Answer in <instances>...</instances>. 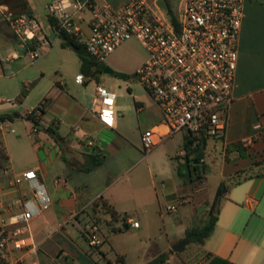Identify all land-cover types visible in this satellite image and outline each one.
Listing matches in <instances>:
<instances>
[{
  "label": "crops",
  "instance_id": "crops-1",
  "mask_svg": "<svg viewBox=\"0 0 264 264\" xmlns=\"http://www.w3.org/2000/svg\"><path fill=\"white\" fill-rule=\"evenodd\" d=\"M98 1L118 5L128 0L119 3ZM166 5V13H169L172 8L168 1ZM243 13L228 125L221 138L209 139L203 146L204 153L200 158L203 162L199 164L204 165V170L198 171L191 164L202 174L195 182L187 180L180 184L171 180L158 184L148 163L147 170L143 167L130 176L132 169L142 160L148 161L152 152L144 151L140 136L139 139L131 138L125 105L118 103L117 93L114 99L101 100L96 105L93 93L84 95L80 85H86L91 77L78 82L75 77L82 71L71 81L66 75L55 76L53 83L31 105L42 102L43 112L35 124L19 114L15 106L3 109L1 114L6 115L0 117V129L10 165L0 170V225L5 220H12L25 198L37 203L27 179L14 181L22 171L34 168L50 196L47 208L28 221L9 225L21 227V235L29 244L17 248L9 243L1 252L6 264H33L34 260L37 264L120 263L117 256H121L126 264H141L158 258L161 253L166 255L157 264H264V175H253L228 189L222 198L216 224L204 243L188 239L187 243L192 245L185 243L172 249L175 242L187 239V226L182 225L178 237L171 238L167 233L166 243L149 245L132 262L126 261L125 249L115 243L109 216L93 208L94 199L105 198L118 212L127 214L128 227L134 226L132 221L136 220L131 211L146 218L153 213L161 214L168 198L172 199L168 203L177 204L175 212L180 213V218L196 212L208 215L215 194L211 199L201 194L206 150L215 149L217 143L223 150L226 142L236 139L257 148L256 141L264 140V41L257 31L259 21L264 23V8L245 0ZM12 39L23 48L19 39ZM15 55H18L17 50H13L9 58ZM132 96L135 109L147 118L145 129L167 130L162 110L147 91ZM19 117L27 120L23 118L21 127L15 129L13 122ZM256 122H260L259 128L254 127ZM177 132H166L155 145L174 143L176 152L177 146L185 141L184 132L180 135ZM245 139L250 141L245 142ZM97 157L101 160L94 163ZM224 170L225 165L219 183L225 180ZM90 222L98 226L101 239L95 245L88 243L83 232L85 224ZM114 225L121 226L122 221L118 220ZM140 226L138 222L134 227Z\"/></svg>",
  "mask_w": 264,
  "mask_h": 264
},
{
  "label": "built area",
  "instance_id": "built-area-1",
  "mask_svg": "<svg viewBox=\"0 0 264 264\" xmlns=\"http://www.w3.org/2000/svg\"><path fill=\"white\" fill-rule=\"evenodd\" d=\"M244 1L184 0L180 15L176 16L162 15L153 7L152 0H128L118 5L98 0H50L46 4V16L55 18L59 29L79 39L86 29L83 43L99 62H104L107 55L128 38L135 37L141 42L147 57L136 67L135 74L162 110L163 123L167 126V130L145 129L140 135L142 147L146 152L166 132L180 130L184 132L185 141L177 154L185 157L195 155L204 140L221 138L225 133L233 100ZM0 7L11 30L34 61L39 51L29 47V42L33 39L47 42L50 28L43 29L36 13H15L4 3H0ZM86 78L90 76L83 72L75 77L78 82ZM115 97L114 90L98 82L95 84L94 105L99 98ZM39 114L41 109L37 105L24 112L27 116ZM260 126V122L254 124L255 128ZM22 179H27L34 189L37 203L25 198L12 220L1 223L0 264H6L1 252L9 243L17 248L29 244L21 235V227L9 225L28 221L50 204V196L34 168L22 171L14 181ZM176 210V203L164 206L165 212ZM132 225L137 226L138 221L133 220ZM83 232L90 245L101 241L95 223H86ZM33 264H37V260Z\"/></svg>",
  "mask_w": 264,
  "mask_h": 264
},
{
  "label": "rangeland",
  "instance_id": "rangeland-1",
  "mask_svg": "<svg viewBox=\"0 0 264 264\" xmlns=\"http://www.w3.org/2000/svg\"><path fill=\"white\" fill-rule=\"evenodd\" d=\"M49 1L28 0L32 12L36 13L44 30L50 28L46 16V4ZM109 1L119 3L127 0ZM152 1L153 7L162 15H166L167 1L172 8L173 14L176 16L180 15L184 4V0ZM250 1L264 8V0H247V2ZM258 27L259 37H261V41H264V23L259 21ZM84 31L85 33L80 36L81 41H85L87 35L86 29ZM14 37L18 39L8 25L3 9L0 7V115H2L1 113L4 111V108L10 109L11 106H15L19 114L24 115L26 107L29 108L31 105H34L33 103L53 83L55 76H59V74L66 75L67 80L71 81L74 79L75 74L80 72V58L78 53L71 47L62 46L61 38L57 34L48 37L47 42L45 40H37L36 48L39 54L33 62L28 52L13 41L12 38ZM13 50H17L18 55L9 58ZM146 57L147 52L141 42L135 37L128 38L105 58L104 62L112 67L114 71L109 72L103 69L96 76H92L86 85H80L86 96L92 95L97 82L105 85L110 90L116 91L118 103L120 102L125 105L127 129L132 139H139L141 132L148 126L144 113H139L135 109L134 98L132 96L133 93L146 92L135 74L136 67ZM117 71L125 72L128 75L123 77ZM28 81H34V84L30 86L27 96L22 101H17L15 98L21 91L23 84L28 83ZM99 101H101V98H99ZM8 111L12 116L14 115L11 110ZM23 118L25 117L14 119L13 126L15 129L21 127ZM181 133L183 132L179 130L177 135ZM263 141H256L257 148L249 145V155L237 156L230 153L228 159H225L224 151L219 143H217L215 149L206 150L204 155L206 173L203 174L204 178L202 177L203 188L201 194L208 199L213 197L219 180L221 179L223 165H225L223 177L226 181H231L233 175L237 171L241 172L242 169H256L257 166L252 165L251 162L254 157H264V147L262 148V145H264ZM138 144L140 146V142ZM182 145L181 143L177 146L176 152L174 143H168L167 145L160 143L155 145L146 151L147 153L152 152L148 161L142 160L139 162L129 175L133 176L137 170L143 167L147 170V165L149 164L158 184L161 181L168 183L171 180H175L180 184L187 180L191 182L197 181L196 170L190 164L186 166V158L177 154V151ZM142 151L143 149L140 147L139 152L141 155L143 154ZM171 200V198L166 199L167 202H165V205ZM161 214L153 213V216L146 218L139 216L135 211H131V215L141 226L139 228L129 226L127 229L111 233L115 243L125 249L127 262L136 260L140 251L149 245L166 243L167 233L171 238L174 236L178 237L183 230L182 225L184 227L187 226V229L198 227L207 218V214H203V212H196L194 215H188L186 218L181 217L182 220H180L179 212H165L162 210ZM192 244L187 243L186 246Z\"/></svg>",
  "mask_w": 264,
  "mask_h": 264
},
{
  "label": "trees",
  "instance_id": "trees-1",
  "mask_svg": "<svg viewBox=\"0 0 264 264\" xmlns=\"http://www.w3.org/2000/svg\"><path fill=\"white\" fill-rule=\"evenodd\" d=\"M0 3H4L7 6L8 10H11L15 13L20 12H32L31 7L28 4V0H0ZM18 8V9H16ZM170 14L173 12L171 10H168ZM173 15V14H172ZM47 20L50 26V29L54 30V35H58L61 38V45L65 47H71L73 49L79 47L83 41H81L78 36H75L73 34H70L62 29L58 28L57 20L51 16H47ZM53 35V36H54ZM47 37H49V34H47ZM37 45V39L30 40L29 47L35 48ZM80 58V71L83 73L89 75L90 77L96 76L97 73L102 71L105 67V62H99L95 58H93L88 52L84 54H78ZM114 71V70H113ZM117 73L123 77L127 76L128 74L125 72L117 71ZM34 81H30L26 84H23L21 91L15 98L17 101H22L23 98L26 96L29 88L31 85H33ZM37 106L40 107L41 113L43 112L42 102H40ZM6 114L0 115V117H4ZM40 115V114H39ZM39 115H31L27 116L24 115L26 118L31 119L33 123L35 124L38 121ZM206 140L203 141V143L197 148V152L195 155L190 156L187 154L185 156L186 158V166L189 164L203 162L200 161L201 156H203V146L205 145ZM248 145L243 143L241 139H236L233 141H228L225 143L223 148V153L225 159H228L230 156L229 154L232 153L237 156H246L250 154V151L248 150ZM101 160L100 157H97L94 163H98ZM252 165H256V169H242L241 172L237 171L233 175V179L231 181L222 180L218 184L215 196L212 202V205L209 209L207 218L204 223H202L198 227H192L186 231L185 238L189 239L191 242L195 243H204L205 238L211 233L213 230L217 217H218V211L220 208V204L222 201V198L224 197L225 193L228 191V189L241 182L244 179L250 178L253 175H264V157L263 158H257L254 157L253 161L251 162ZM10 165L9 162V154L6 149L2 130L0 129V170L1 169H7ZM197 178L201 177L202 174L196 172ZM93 208L96 210H99L103 213H106L109 216L108 222L111 224V228L113 231H120L122 229H126L128 227L127 223V214L120 213L116 210V208L113 206L111 202L106 200L105 198L99 197L94 199L93 201ZM121 220L122 225L121 226H115L114 222ZM172 249H170L171 251ZM166 253L159 254L158 260L159 262L162 261L165 257ZM116 259L120 261V264H126L124 259L121 256H117ZM229 264H235L233 262H229Z\"/></svg>",
  "mask_w": 264,
  "mask_h": 264
},
{
  "label": "water",
  "instance_id": "water-1",
  "mask_svg": "<svg viewBox=\"0 0 264 264\" xmlns=\"http://www.w3.org/2000/svg\"><path fill=\"white\" fill-rule=\"evenodd\" d=\"M54 35V30L50 29V32H49V37H52ZM75 51L78 53V54H84L87 52L86 50V46L84 43H82L79 47L75 48ZM104 70L105 71H109V72H112L113 71V68L110 67L109 65H105L104 67ZM196 168L197 170H204V165L202 164H199L197 163L196 164ZM188 242V239H181L179 240L178 242L174 243L172 245V249L176 250L178 249L180 246L184 245L185 243ZM158 262V258H152L144 263H141V264H157Z\"/></svg>",
  "mask_w": 264,
  "mask_h": 264
},
{
  "label": "flooded vegetation",
  "instance_id": "flooded-vegetation-1",
  "mask_svg": "<svg viewBox=\"0 0 264 264\" xmlns=\"http://www.w3.org/2000/svg\"><path fill=\"white\" fill-rule=\"evenodd\" d=\"M197 163H195L194 165L196 166Z\"/></svg>",
  "mask_w": 264,
  "mask_h": 264
}]
</instances>
